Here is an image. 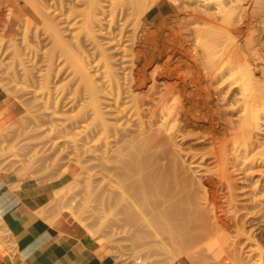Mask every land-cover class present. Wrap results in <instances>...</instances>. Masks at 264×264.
Returning <instances> with one entry per match:
<instances>
[{
    "label": "bare ground",
    "instance_id": "obj_1",
    "mask_svg": "<svg viewBox=\"0 0 264 264\" xmlns=\"http://www.w3.org/2000/svg\"><path fill=\"white\" fill-rule=\"evenodd\" d=\"M215 1L220 7L217 13L233 26L235 36L229 44L220 43L218 39L213 41L214 37L206 41L211 48L210 61L203 62L197 55L189 54L183 40L171 39L167 47L171 56L165 60L164 67L158 64L147 79L142 74L146 66L144 58L134 56L130 72L121 78L119 70L125 69L126 56L119 57L118 48L112 47L113 42L97 39L95 27L102 29L103 26L98 16V11L102 10L100 0L90 1L85 21L93 44L90 57L93 61L99 58L93 65L99 67L95 74L90 71L93 66L87 53L83 58L74 55L87 99L81 101L78 93L81 88L77 86L70 105L79 106L80 119L87 122L83 125L86 127L83 147L94 160L89 159L94 171L88 173L91 176L87 181V203L92 204L88 217H97L100 226L93 232L111 230L113 236L133 233L144 248L148 244L155 245L156 250L171 253L175 262L181 263L188 261V248L202 246V243H207L202 247L216 248V256L223 255L228 264L242 260V256L235 257L229 250L237 244L233 241L230 245L225 233L226 228L233 226L238 237L256 245L252 252L264 258L255 233L246 229L249 219L241 216L243 211L256 215L254 210L264 208V10L255 25L250 21L254 16L245 8L238 10L237 4L232 5L229 0ZM157 2L159 0L146 4L143 14ZM58 3L63 12L65 1L58 0ZM202 13L205 22L216 17L206 10ZM252 27L259 32L254 33ZM60 31L56 30V34L62 39ZM241 35L244 36L242 45L237 41ZM83 59L92 67H87ZM49 76L50 70L45 76L46 86H49ZM97 77L103 78L100 84ZM176 78L180 79L171 88L164 86L165 80ZM149 79L152 84L141 95L140 90ZM161 86L165 87L164 92ZM67 101L64 99V103ZM201 127L206 132L203 138L211 147L206 152H197L189 145L184 152V158H191L190 166H186L181 149H175V139L181 136L187 140L194 128ZM200 135L199 132L195 136ZM209 159L213 160V167L204 166ZM160 162L166 173L161 170L165 174L153 181L145 171L159 167ZM193 167L205 177L203 181L188 176L187 171ZM238 183L243 185L238 186ZM210 185L214 198L219 191L226 190L233 216H227L216 199L209 201ZM238 191L248 199L247 204H238ZM249 207L253 211H249ZM77 213L78 210L74 213L76 223L82 225L85 211ZM213 235L217 237L212 239ZM226 249L230 253H226ZM252 256L253 253L248 255Z\"/></svg>",
    "mask_w": 264,
    "mask_h": 264
},
{
    "label": "rangeland",
    "instance_id": "obj_2",
    "mask_svg": "<svg viewBox=\"0 0 264 264\" xmlns=\"http://www.w3.org/2000/svg\"><path fill=\"white\" fill-rule=\"evenodd\" d=\"M55 1L0 0V184L2 183L5 189L14 194L21 187L37 188L39 200L35 215L58 234L80 245L84 250L85 259L95 258L99 262L109 261L113 264L226 263L227 260L223 255V257L216 256V248L202 247L207 243L188 248L186 251L188 254L186 255L185 252L183 254V258L187 256L188 261L184 259L186 261L181 263L175 262L171 253L156 250L155 245L148 244L144 248L130 231L129 235L119 233L114 236L111 230L93 232L100 226L97 217H88L92 213L90 209L92 204L87 203V181L91 176L88 173L92 174L94 171L91 168L93 165L91 161L94 160L90 157L92 154H88L90 152L85 151L83 147V130L86 128L83 125H87V122L85 124V121L80 119V107L70 105L77 86L81 88V93L78 92L79 88L77 89L81 101L87 99L83 87L85 85L80 81V69L75 64V58H83L82 55L87 53L92 66L99 60L97 58L93 61L90 57L93 44L85 27L86 13L92 0H64L63 12L60 11L58 0ZM153 1L100 0L102 10L98 11V16L103 26L102 29L98 25L95 27L97 39L113 42L112 47L115 45L114 47L118 48L119 57L126 56L125 69L119 70L121 78L130 72L134 56L144 58L146 66L142 74L147 79L154 69H157L158 64L161 68L164 67L165 60L171 56V51L167 48L171 39L183 40L189 54L197 55L201 61L207 62L211 58V48L205 44L206 41L214 37L213 41L218 39L220 43L229 44L232 36H235L233 26L222 20L217 13L220 7L215 0H159L157 4L161 2L170 6L166 12L155 16L151 11L157 5L155 4L143 14L145 5ZM229 1L232 5L237 4L238 10L245 8L249 14H252L254 17L250 21L255 25L259 23L260 19L257 17L264 10V0ZM202 10L214 13L216 17H211L212 19L205 22ZM262 19L264 20V15ZM233 22L238 25L236 20ZM242 27L245 28L244 25ZM59 29L62 39L56 34V30ZM26 30L27 34H25ZM223 30L226 32L222 33ZM111 31L112 33H108ZM252 31L259 32L254 27ZM237 41L242 45L244 36L237 37ZM83 60L85 62V59ZM85 63L87 67H92L88 62ZM175 64L177 65L176 61ZM98 68L93 66L90 69L91 73L95 74V69ZM49 70V86H46L44 80ZM99 77L97 82L100 84L103 78L99 80ZM179 79L165 80L164 86L171 88ZM151 84L152 80L149 79L146 87L140 90V94L144 95V91ZM164 86H161L163 92ZM62 93L65 95L63 96ZM61 97L63 101L62 99L60 101ZM64 99L68 100L67 103H64ZM202 127L191 129L193 134L187 140L181 139V136L175 139L177 145L174 148L181 149L182 161L185 159L186 166H190L191 158H184V152L189 145H192V149L197 152H206L211 147V144L203 138L206 132ZM199 132L200 137L195 136ZM162 162L159 167L153 166L145 171L146 174L150 173L149 176L153 181L166 173L161 166ZM212 162L213 160L209 159L203 164L206 167H213ZM197 170L193 167L187 171V174L191 179L201 182L205 177ZM169 178L173 181L172 176ZM241 185L243 183H238V186ZM210 188L211 185L210 196L208 197L207 194L209 201L213 202L216 199L218 205L223 207L224 213L229 217L233 216L226 190L219 191L217 198H214ZM237 201L242 205L247 204L248 199L238 191ZM69 204L73 205L68 209ZM62 207L67 208V211ZM260 208L259 211H253L249 207V211L257 214L243 211L241 216L249 219L246 229L255 233V238L264 251V208L262 206ZM76 210H78L77 214L82 210L85 211L82 225L76 223L74 214ZM2 222H0V258L2 257L0 260L7 253L20 255L16 244L12 241L11 233ZM257 226L259 227L256 228ZM225 233L229 237L228 240L230 239V245L233 241L237 242L233 247L230 246L229 250L235 257L239 255L243 257L233 264H264V258L261 259L257 252H252L256 245L246 243L245 238L238 237L235 226L226 228ZM212 237L214 239L217 236ZM75 249L76 247L73 250ZM229 250L226 249L225 252L230 253ZM250 253H253L251 258L248 257Z\"/></svg>",
    "mask_w": 264,
    "mask_h": 264
},
{
    "label": "crops",
    "instance_id": "obj_3",
    "mask_svg": "<svg viewBox=\"0 0 264 264\" xmlns=\"http://www.w3.org/2000/svg\"><path fill=\"white\" fill-rule=\"evenodd\" d=\"M158 3L152 13L159 16L168 10ZM0 222L11 233L20 255H7L0 264H113L85 259L84 250L68 237L58 234L45 221L35 215L37 188L21 187L12 193L0 184ZM4 226V227H5ZM76 247L75 250H73Z\"/></svg>",
    "mask_w": 264,
    "mask_h": 264
}]
</instances>
